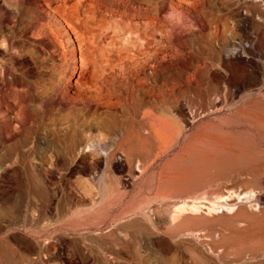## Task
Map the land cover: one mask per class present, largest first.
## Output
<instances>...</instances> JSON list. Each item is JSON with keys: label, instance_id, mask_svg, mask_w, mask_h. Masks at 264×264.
I'll use <instances>...</instances> for the list:
<instances>
[{"label": "rangeland", "instance_id": "rangeland-1", "mask_svg": "<svg viewBox=\"0 0 264 264\" xmlns=\"http://www.w3.org/2000/svg\"><path fill=\"white\" fill-rule=\"evenodd\" d=\"M31 1L0 0V264H224L190 235L169 241L173 249L168 253L157 250L158 233L148 216L178 202L158 187L162 169L174 156H194L203 147L200 142L212 139H247L242 133L253 132L234 115L238 110L257 112L264 120V0H172L186 18H173L172 24L164 4L157 73L154 61L133 72L146 60L141 56L133 62L125 57L115 66L132 73V79H144L132 83L136 101L144 105L134 109L126 103L127 90L115 89L121 101L112 112L106 105L63 110L53 103L62 85L65 96L79 102L92 88L62 78L53 67L56 56L31 36L38 24L59 33L63 27L72 36L63 17L47 6L57 8L63 1L41 0L37 6ZM152 93L160 94L163 105L167 98L176 99L183 110L174 112L179 126L174 138L156 145L164 153L156 157L154 149L128 165L122 154L126 143L121 146L125 122L151 108ZM118 96H112L113 103ZM86 141L100 154L83 152ZM205 186L202 191L218 187ZM238 197L227 201L231 211L223 208L218 216L239 206L264 207V191ZM90 207L103 213L76 212ZM262 258L237 264H258Z\"/></svg>", "mask_w": 264, "mask_h": 264}, {"label": "bare ground", "instance_id": "bare-ground-1", "mask_svg": "<svg viewBox=\"0 0 264 264\" xmlns=\"http://www.w3.org/2000/svg\"><path fill=\"white\" fill-rule=\"evenodd\" d=\"M39 1L41 0H32L31 2L37 6ZM47 1L49 0H45L46 3ZM62 1L63 4L60 3L59 6L57 4V8L50 7V3H47V6L51 11L63 17L64 24L72 36L69 37L63 27H59V33L57 29L51 27L44 30L39 24L36 25L35 30L30 31L31 36L33 39L37 36V39L50 49L52 56H56L58 63L52 62L53 67L56 70L59 69L62 78H66L70 84L72 82L83 83L86 88H92V91L79 102L66 97V88L62 85L60 93L55 91L53 103H58L63 110L75 105L85 108H90L93 105H106L111 111L121 101V97L115 94V89L124 88L127 90L126 103L136 110L140 105H144L143 101H136L135 88L132 84L136 81L143 83L144 79L139 75L132 79L130 77L132 73H126V69L122 67L116 69L115 66H118V62L125 57H130L133 62L141 56L146 60L137 64L133 72L138 74L141 66L146 65L149 61H154L151 67L154 70L153 73L156 74L159 67V37L163 22L167 17L170 19V21L167 20L168 23L172 24L173 18H177L179 21L180 16H185L182 11L172 5V0ZM51 4L53 5V2ZM164 4L167 6L166 18L163 17ZM54 5L56 6V4ZM66 6L69 9L68 12L63 8ZM58 8L63 10L62 14L58 13ZM183 19L186 18L183 17ZM62 36H66V46L61 40ZM76 50L79 51L78 55H75ZM68 53L69 62H67ZM77 58L79 62H77ZM120 73L127 75L120 78L118 76ZM202 91H199L200 96H204ZM151 95L155 99L151 108L143 111L138 120L134 115L125 122L126 134L124 139H121L124 140V142L121 141L123 142L121 146L126 143V148L120 151L126 157L128 165L135 159L148 158L154 149L157 150L156 157L164 153L157 146L164 142L166 137L174 138L175 129L179 126V124L177 125L179 119L177 120L174 112L183 113V110L176 99L174 97L167 98L163 105L159 93ZM112 96H118L116 103H113ZM188 103L190 102L188 101ZM255 113L257 114L254 111L242 110L234 113L235 116H241L240 122L247 124L246 126L253 132L242 133V137L245 135L247 139L244 138L245 140L242 141L212 139L200 142L201 144L198 145L203 147L196 152V155L193 156L191 153L185 157L180 154L166 163L161 171L158 187L165 190L163 193L165 198H172L178 202L153 210L154 218L148 216L150 224L158 233L157 250L168 253L173 249L169 241L190 235L199 240L224 264H237L264 256V207L261 209L255 205L249 209L246 206H239L232 214L229 213L230 215L218 216L223 208L228 212L232 210L231 206L227 205V201L234 196L238 197L241 194L247 196L264 191V143L262 140L264 120ZM233 134L235 135V132ZM236 134L241 135L237 132ZM249 136L252 138L249 139ZM83 152H90L91 155L100 154L93 148L92 142H87ZM109 160L111 161V159ZM110 161L105 168L109 172ZM141 167L140 165L138 167L140 172H142ZM165 168L168 169V174L165 173L167 172ZM207 183L210 187L220 185L215 190L202 191V186ZM113 189L109 187V191ZM86 193L88 194V192ZM111 194L113 195V193ZM238 199L241 198L238 197ZM221 202L227 206L221 205ZM79 208L76 212L81 216H87L91 211H96L94 207ZM95 213L101 214L103 209L100 208ZM110 223L112 224L113 221ZM123 225L125 226V224ZM190 249L186 251L190 253ZM258 264H264V258L260 259Z\"/></svg>", "mask_w": 264, "mask_h": 264}, {"label": "crops", "instance_id": "crops-1", "mask_svg": "<svg viewBox=\"0 0 264 264\" xmlns=\"http://www.w3.org/2000/svg\"><path fill=\"white\" fill-rule=\"evenodd\" d=\"M256 1H258V0H256ZM260 1V0H259ZM264 6V5H263ZM257 19H259V18H257ZM261 31H264V29H260Z\"/></svg>", "mask_w": 264, "mask_h": 264}]
</instances>
